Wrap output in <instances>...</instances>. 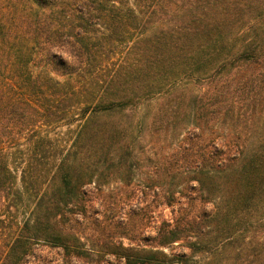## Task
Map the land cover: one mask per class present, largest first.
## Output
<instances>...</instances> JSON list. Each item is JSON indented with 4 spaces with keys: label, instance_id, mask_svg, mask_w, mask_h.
I'll return each instance as SVG.
<instances>
[{
    "label": "trees",
    "instance_id": "obj_1",
    "mask_svg": "<svg viewBox=\"0 0 264 264\" xmlns=\"http://www.w3.org/2000/svg\"><path fill=\"white\" fill-rule=\"evenodd\" d=\"M140 149L173 216L133 245L87 188ZM43 248L264 264V0H0V264Z\"/></svg>",
    "mask_w": 264,
    "mask_h": 264
},
{
    "label": "rangeland",
    "instance_id": "obj_2",
    "mask_svg": "<svg viewBox=\"0 0 264 264\" xmlns=\"http://www.w3.org/2000/svg\"><path fill=\"white\" fill-rule=\"evenodd\" d=\"M141 157L145 160L135 172L136 180L126 185L121 182H113L111 185L95 190L90 186L87 190L94 192L87 216L106 227V232L115 231V224H119L118 232L133 231V245L139 243L141 238L152 237L162 221L172 218V208L163 204V199L157 189H144L141 177L145 172H150V161L144 150L140 149ZM132 195L129 197V195ZM90 233V232H89ZM95 233H93L94 235ZM107 234V233H106ZM106 234H103L106 236ZM117 235V234H116ZM96 236V235H95ZM99 236V235H98ZM118 237V236H116ZM124 245L132 244L128 239L116 238ZM180 248L173 246L168 252H178ZM25 264H123L113 256L92 254L89 259L70 261L64 258L60 250L43 248L36 252L35 257L28 258Z\"/></svg>",
    "mask_w": 264,
    "mask_h": 264
},
{
    "label": "clouds",
    "instance_id": "obj_3",
    "mask_svg": "<svg viewBox=\"0 0 264 264\" xmlns=\"http://www.w3.org/2000/svg\"><path fill=\"white\" fill-rule=\"evenodd\" d=\"M208 210H211V205L208 206Z\"/></svg>",
    "mask_w": 264,
    "mask_h": 264
}]
</instances>
